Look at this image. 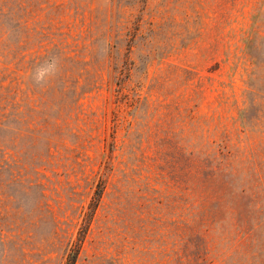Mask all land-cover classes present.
<instances>
[{
    "label": "rangeland",
    "instance_id": "1",
    "mask_svg": "<svg viewBox=\"0 0 264 264\" xmlns=\"http://www.w3.org/2000/svg\"><path fill=\"white\" fill-rule=\"evenodd\" d=\"M73 248L264 264V0H0V264Z\"/></svg>",
    "mask_w": 264,
    "mask_h": 264
},
{
    "label": "clouds",
    "instance_id": "2",
    "mask_svg": "<svg viewBox=\"0 0 264 264\" xmlns=\"http://www.w3.org/2000/svg\"><path fill=\"white\" fill-rule=\"evenodd\" d=\"M60 58L52 56L50 59L44 61L36 66L30 74L31 81L36 86H45L54 78L60 71Z\"/></svg>",
    "mask_w": 264,
    "mask_h": 264
},
{
    "label": "trees",
    "instance_id": "3",
    "mask_svg": "<svg viewBox=\"0 0 264 264\" xmlns=\"http://www.w3.org/2000/svg\"><path fill=\"white\" fill-rule=\"evenodd\" d=\"M78 249L73 248L72 251L68 254L66 261L64 264H75L77 254H78Z\"/></svg>",
    "mask_w": 264,
    "mask_h": 264
}]
</instances>
